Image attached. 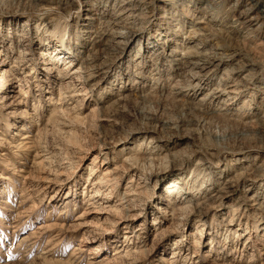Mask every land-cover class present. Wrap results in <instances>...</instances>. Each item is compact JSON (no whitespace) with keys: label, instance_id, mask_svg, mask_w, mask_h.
<instances>
[{"label":"rangeland","instance_id":"rangeland-1","mask_svg":"<svg viewBox=\"0 0 264 264\" xmlns=\"http://www.w3.org/2000/svg\"><path fill=\"white\" fill-rule=\"evenodd\" d=\"M85 1L0 0V264H264V213L251 208L246 182L264 133L259 117L233 115L264 89L256 80L224 115L226 97L205 99L224 65L195 95L177 71L185 45L166 41L164 58L139 62L138 39L122 50L103 23L93 29L106 32L102 43L92 48L81 27ZM47 45L97 70L86 92L64 74L68 60L52 66L40 58ZM238 48V59L261 67L253 51ZM173 180L184 196L169 193ZM135 183L141 194L128 206ZM228 183L230 198L208 201ZM193 196L200 207L187 203ZM118 204L131 212L117 213ZM94 207L108 214L88 215Z\"/></svg>","mask_w":264,"mask_h":264},{"label":"bare ground","instance_id":"bare-ground-1","mask_svg":"<svg viewBox=\"0 0 264 264\" xmlns=\"http://www.w3.org/2000/svg\"><path fill=\"white\" fill-rule=\"evenodd\" d=\"M33 1L36 3L41 2V0ZM83 3L85 17L81 26L83 29L82 33L85 40L88 38V34H91L89 42L92 48L102 43L105 36L104 33L106 32L93 31V29L95 25L103 23H107L106 27L108 25L113 27L110 33H108L114 41L117 40L123 46L122 50L129 48L134 40L138 39V43H136L138 51L135 58L139 62H144L145 59L152 57V55L157 56L159 59L164 58L166 51H168L166 41H171L173 48L185 45V54L176 62L177 71H182L183 73L181 74L184 75V80L186 79L184 89L194 92L195 95L202 89L209 87L208 78L212 71L224 65V77L205 95V99H212L215 102H218L223 97L227 98L228 103L222 109L224 115H231L234 107L238 105L237 101L240 99L238 96L241 97L242 94L248 91L256 80V84L259 85H255V87L259 90L264 89V74L262 71L264 70V31L262 32L264 30V0H91L90 2L86 0ZM225 7H228L229 10L222 14ZM186 30L188 36L184 38L180 32ZM176 31H178L177 35L174 34ZM160 37H163L161 45L158 43L161 41ZM211 38H219L223 41V44L209 47L207 41ZM193 39L197 40V44L191 45V40ZM177 40H181L182 42L179 43ZM157 47L158 49H156ZM238 47H243V49L249 48L250 51H253V59L263 69H254L252 66L238 59V54L236 53L237 49L239 50ZM176 50L178 49H174L171 53H177ZM40 58H46L47 61L53 60L50 63L52 66L57 65L56 61L59 63L68 60L69 63L62 70H64L65 75L70 74L75 76L71 84L76 88L80 86L79 91L84 92L87 84L96 77L97 70H88L83 64H79L71 56V51L67 49L64 50L61 47L54 48L52 45H47L46 49L40 54ZM247 67L250 69L248 70ZM245 72L247 73L246 75H239ZM177 89L180 90L181 87ZM182 91L184 90L181 89L179 93ZM83 95L84 93L79 94V96ZM247 97L253 99L251 100L253 103L248 104L245 101L243 105L237 108L238 113L233 115H238L242 118L245 116L249 118L252 116L259 117L261 121L257 122L258 127L261 130L260 132L264 133V98L253 92ZM202 102L203 100H201ZM259 106L263 107L262 111ZM260 132H256L258 136L261 135ZM262 149V151L258 152L254 162L248 166L250 176L246 180V182L249 181L250 183L248 185L250 192L254 193L252 198H250V202L252 203L251 208L259 213H264V198L261 197L264 194V148ZM60 150L56 149L55 151ZM153 150L151 149V151ZM154 159L151 158V160ZM238 160L240 159L236 160V166L241 167L242 164ZM43 164L49 166L52 162L48 160L43 162ZM38 172L40 173L42 170L38 169ZM24 178L29 183L34 177L27 175ZM137 179L139 180L140 177ZM103 180L105 182L108 181L107 178ZM229 183L222 189H219L217 194H209L207 196L208 201H213L215 204L219 200L230 198L233 192L232 186ZM167 184L169 193L174 192L178 195H185L184 187L180 186L179 181L173 180ZM133 188L125 194L128 206L133 201L130 198L140 196L142 184L135 183ZM201 191L203 192V185L198 189V194H201ZM99 196L98 189L91 197H93L92 199H96ZM107 200V197L103 198V201ZM187 203L196 208L200 207L201 200L193 196ZM122 206V204L117 205V213L122 210L131 212L132 209H125ZM102 214L108 213L95 208L88 215H95L97 219H100ZM228 225L231 224L229 223ZM96 227L98 225L95 221H92L89 225L91 230H94ZM238 227L237 230H241L240 226Z\"/></svg>","mask_w":264,"mask_h":264}]
</instances>
